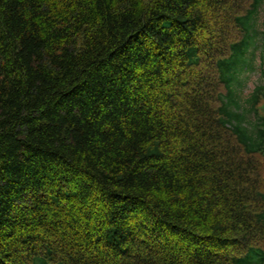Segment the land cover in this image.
<instances>
[{"label":"trees","instance_id":"trees-1","mask_svg":"<svg viewBox=\"0 0 264 264\" xmlns=\"http://www.w3.org/2000/svg\"><path fill=\"white\" fill-rule=\"evenodd\" d=\"M263 102L264 0H0V264H264Z\"/></svg>","mask_w":264,"mask_h":264},{"label":"rangeland","instance_id":"rangeland-1","mask_svg":"<svg viewBox=\"0 0 264 264\" xmlns=\"http://www.w3.org/2000/svg\"><path fill=\"white\" fill-rule=\"evenodd\" d=\"M254 81H257V77L254 76L253 78ZM253 85V84H252ZM253 86L250 87V89H252Z\"/></svg>","mask_w":264,"mask_h":264}]
</instances>
